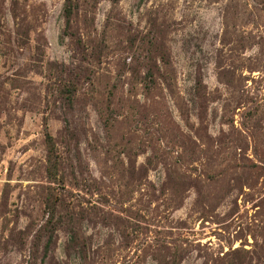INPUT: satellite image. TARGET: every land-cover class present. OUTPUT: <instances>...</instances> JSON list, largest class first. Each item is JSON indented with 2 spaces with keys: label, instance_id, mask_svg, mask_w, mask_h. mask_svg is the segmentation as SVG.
Returning a JSON list of instances; mask_svg holds the SVG:
<instances>
[{
  "label": "rangeland",
  "instance_id": "rangeland-1",
  "mask_svg": "<svg viewBox=\"0 0 264 264\" xmlns=\"http://www.w3.org/2000/svg\"><path fill=\"white\" fill-rule=\"evenodd\" d=\"M0 264H264V0H0Z\"/></svg>",
  "mask_w": 264,
  "mask_h": 264
},
{
  "label": "trees",
  "instance_id": "trees-1",
  "mask_svg": "<svg viewBox=\"0 0 264 264\" xmlns=\"http://www.w3.org/2000/svg\"><path fill=\"white\" fill-rule=\"evenodd\" d=\"M69 1V0H68Z\"/></svg>",
  "mask_w": 264,
  "mask_h": 264
}]
</instances>
